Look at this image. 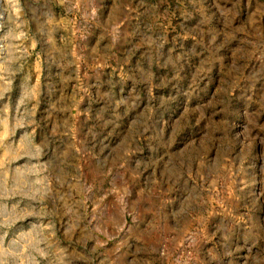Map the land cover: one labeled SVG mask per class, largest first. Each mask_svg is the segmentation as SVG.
Wrapping results in <instances>:
<instances>
[{
	"label": "rangeland",
	"instance_id": "rangeland-1",
	"mask_svg": "<svg viewBox=\"0 0 264 264\" xmlns=\"http://www.w3.org/2000/svg\"><path fill=\"white\" fill-rule=\"evenodd\" d=\"M0 16V264H264V0Z\"/></svg>",
	"mask_w": 264,
	"mask_h": 264
},
{
	"label": "built area",
	"instance_id": "built-area-1",
	"mask_svg": "<svg viewBox=\"0 0 264 264\" xmlns=\"http://www.w3.org/2000/svg\"><path fill=\"white\" fill-rule=\"evenodd\" d=\"M1 18H2V17L0 16V22H1Z\"/></svg>",
	"mask_w": 264,
	"mask_h": 264
},
{
	"label": "bare ground",
	"instance_id": "bare-ground-1",
	"mask_svg": "<svg viewBox=\"0 0 264 264\" xmlns=\"http://www.w3.org/2000/svg\"><path fill=\"white\" fill-rule=\"evenodd\" d=\"M1 1V0H0Z\"/></svg>",
	"mask_w": 264,
	"mask_h": 264
}]
</instances>
